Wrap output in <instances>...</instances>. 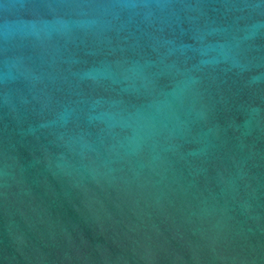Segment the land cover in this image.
Returning a JSON list of instances; mask_svg holds the SVG:
<instances>
[{
    "label": "water",
    "instance_id": "obj_1",
    "mask_svg": "<svg viewBox=\"0 0 264 264\" xmlns=\"http://www.w3.org/2000/svg\"><path fill=\"white\" fill-rule=\"evenodd\" d=\"M0 264H264V0H0Z\"/></svg>",
    "mask_w": 264,
    "mask_h": 264
}]
</instances>
